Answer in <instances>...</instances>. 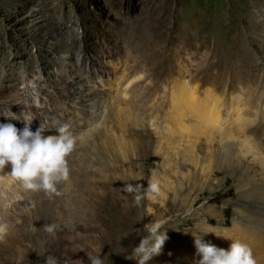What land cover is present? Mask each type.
<instances>
[{
	"label": "rangeland",
	"instance_id": "obj_1",
	"mask_svg": "<svg viewBox=\"0 0 264 264\" xmlns=\"http://www.w3.org/2000/svg\"><path fill=\"white\" fill-rule=\"evenodd\" d=\"M187 88L235 131L238 111L264 112V0H0V123L23 111L31 130L48 118L67 124L75 147L61 183L91 184L107 219L120 217L114 170L134 169L135 230L159 221L167 235L147 264H193L192 235L231 227L238 209L264 214V167L192 115L175 117L174 96ZM190 146L196 165L181 158ZM9 171H0V264H88L98 254L136 264L128 249L140 237L129 227L113 228L109 243L93 228L46 233V194L24 191Z\"/></svg>",
	"mask_w": 264,
	"mask_h": 264
},
{
	"label": "bare ground",
	"instance_id": "obj_2",
	"mask_svg": "<svg viewBox=\"0 0 264 264\" xmlns=\"http://www.w3.org/2000/svg\"><path fill=\"white\" fill-rule=\"evenodd\" d=\"M74 37L76 36H73V38ZM76 70L77 72L80 71V69ZM54 83L62 84L68 88L71 86L72 82H70V80H68L65 75L63 76V74H56ZM188 90L189 88L186 90L184 89L177 97L176 95L174 96L175 117L177 120L179 121V117L181 118L182 115H192L200 126H208L206 128L210 127L209 131L211 132L216 130V132L221 136L222 142L232 141V146L238 145L240 155L243 158L247 159L249 162L258 163L261 167H264V112L262 110L260 112L258 109H256L257 112L249 116L238 111L236 121H234L238 124V128L237 131H235L232 125H228L227 120L223 121L224 118H220L219 112L214 110L216 109V106L214 108H210V102L208 98L196 99L194 96H192L194 94H191L190 90ZM29 98H31L35 103L41 102L39 96L34 93L29 94ZM255 102L257 101L255 100ZM56 109L57 107L53 108L52 111L54 112ZM23 123L24 122H20L18 126L16 125V127L19 129L23 126ZM48 123L47 124L49 125V128H47V131L54 132L55 128L58 126H55L54 122H52V119L49 118ZM32 130L35 131L34 129ZM194 150L195 149L190 146L186 147L185 150L182 151L181 158L184 162L188 161L191 164L196 165V159L192 155L195 152ZM133 176L134 169L123 171L122 169L117 168L114 170L113 176L109 183L113 195L117 197L116 209H118L120 212L119 218L107 219L108 216L106 218L104 217V202L102 200L101 193L92 191L90 187L91 184H87L86 182L76 180L77 182L69 181L67 184L61 183L59 184V187L57 186V189L60 190L58 191L60 192V195L58 194L59 196H55L54 193H49L43 196L44 199L46 198L45 207L47 206L53 210L51 224L57 225V228L54 230L57 234V238H61L60 234H62L64 230L66 231V228L70 226L76 228H93L98 232L100 240L104 241L105 243L110 242L113 228L122 229V227L126 226L135 230L136 226L134 207L137 205H134L135 202L132 199L131 192L126 190V186L129 185V182H127L129 179L132 181V183L135 182L137 177ZM111 203L113 204V202ZM236 215L237 217L232 222L231 227L223 229L212 228L210 230L221 236L219 237L220 240L216 241L220 242L217 247L227 249L231 241L223 237L229 239L234 238L233 240H239L242 243L248 245L252 251V255L256 261V264H264V214H259V216L256 218H249L243 210L238 209ZM42 224H44V220ZM77 250L79 251V249ZM187 258H185V260ZM177 262L178 261L169 259L168 264H181L180 262Z\"/></svg>",
	"mask_w": 264,
	"mask_h": 264
},
{
	"label": "clouds",
	"instance_id": "obj_3",
	"mask_svg": "<svg viewBox=\"0 0 264 264\" xmlns=\"http://www.w3.org/2000/svg\"><path fill=\"white\" fill-rule=\"evenodd\" d=\"M10 117H4V122L0 123V171L7 166L10 171L6 175L26 192L55 193L57 185L67 180V158L75 147V138L68 125H60L54 132H48L40 123L33 131L29 127L33 120L30 114L22 111L18 117L10 112ZM21 118L24 123L18 129L11 121H19ZM126 190L132 191L133 186L127 185ZM148 192L153 196L157 194V185L149 184ZM56 228L55 224L43 226V230L50 234ZM161 229L159 221H151L142 230H135L140 237L139 242L130 246L128 254L136 264H147L160 253L167 239L166 230ZM141 232L144 234L141 235ZM207 233L221 237L214 232ZM207 233L192 235L195 249L193 264H256L247 244L223 237L231 242L227 249L218 248L202 238ZM88 264H104V257L101 258L99 254L90 255Z\"/></svg>",
	"mask_w": 264,
	"mask_h": 264
}]
</instances>
